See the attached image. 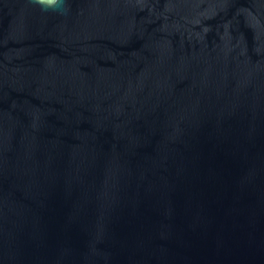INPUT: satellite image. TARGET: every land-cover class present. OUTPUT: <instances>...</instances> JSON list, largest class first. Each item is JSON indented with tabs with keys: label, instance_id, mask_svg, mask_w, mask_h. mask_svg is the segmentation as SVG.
<instances>
[{
	"label": "water",
	"instance_id": "1",
	"mask_svg": "<svg viewBox=\"0 0 264 264\" xmlns=\"http://www.w3.org/2000/svg\"><path fill=\"white\" fill-rule=\"evenodd\" d=\"M0 0V264H264V0Z\"/></svg>",
	"mask_w": 264,
	"mask_h": 264
},
{
	"label": "clouds",
	"instance_id": "2",
	"mask_svg": "<svg viewBox=\"0 0 264 264\" xmlns=\"http://www.w3.org/2000/svg\"><path fill=\"white\" fill-rule=\"evenodd\" d=\"M32 3L39 5L43 11H53L59 15H65L70 11L67 0H32Z\"/></svg>",
	"mask_w": 264,
	"mask_h": 264
}]
</instances>
